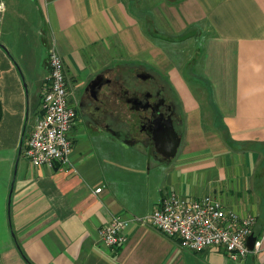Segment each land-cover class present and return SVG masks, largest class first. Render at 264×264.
<instances>
[{"label": "crops", "instance_id": "0c3cea01", "mask_svg": "<svg viewBox=\"0 0 264 264\" xmlns=\"http://www.w3.org/2000/svg\"><path fill=\"white\" fill-rule=\"evenodd\" d=\"M7 5L24 9L15 13L23 34L12 35V20L0 31V264H264V0H0ZM51 46L76 93L98 75L154 73L181 115L176 155L163 161L122 141L123 110L109 94L75 119L65 165L33 166L24 134L39 115ZM170 193L212 195L254 216L253 248L235 260L220 247L196 253L141 223L125 243H101L114 216L149 214Z\"/></svg>", "mask_w": 264, "mask_h": 264}, {"label": "built area", "instance_id": "2783aa9c", "mask_svg": "<svg viewBox=\"0 0 264 264\" xmlns=\"http://www.w3.org/2000/svg\"><path fill=\"white\" fill-rule=\"evenodd\" d=\"M47 66L48 76L40 89L39 115L24 134L23 156L33 166L50 167L69 161L73 149L69 135L76 111L62 58L54 46L48 51ZM131 223L148 225L192 252L223 248L235 260L249 252L247 239L253 234L255 217L239 216L212 195L186 199L170 193L149 214L128 219L114 216L98 230L101 243L109 248L125 243V230Z\"/></svg>", "mask_w": 264, "mask_h": 264}, {"label": "flooded vegetation", "instance_id": "af4514ba", "mask_svg": "<svg viewBox=\"0 0 264 264\" xmlns=\"http://www.w3.org/2000/svg\"><path fill=\"white\" fill-rule=\"evenodd\" d=\"M101 92L87 83L80 92H72L76 118L92 110H100L108 104L109 94L114 95L121 107L122 118L117 120L116 135L128 143L141 144L154 156L158 131L172 121L176 134L180 135L181 115L178 112L172 91L163 85L153 73L138 70L135 74H116L115 78L104 77ZM101 92V93H100Z\"/></svg>", "mask_w": 264, "mask_h": 264}, {"label": "water", "instance_id": "95a60500", "mask_svg": "<svg viewBox=\"0 0 264 264\" xmlns=\"http://www.w3.org/2000/svg\"><path fill=\"white\" fill-rule=\"evenodd\" d=\"M104 83V77L98 75L90 82L89 86L94 87L98 91ZM157 136L159 137L154 139L156 153L161 157V160L170 161L176 155L180 144V137L176 134L171 120H169L164 129L159 128ZM255 240L256 238L253 236L248 237V249L253 248Z\"/></svg>", "mask_w": 264, "mask_h": 264}, {"label": "rangeland", "instance_id": "374dc122", "mask_svg": "<svg viewBox=\"0 0 264 264\" xmlns=\"http://www.w3.org/2000/svg\"><path fill=\"white\" fill-rule=\"evenodd\" d=\"M23 9L24 8H22V9L19 10V6H17V5L11 6V7L9 5H7L6 6V12H5L4 10L2 11V9L0 8V31L3 32L4 29L7 30L8 21L9 20H12L13 21V26L15 28V30H14L15 32H12V35L13 34L14 35H17L18 33L23 34V32H22L23 29L20 28V27L23 26V24H22L23 23L22 22V18H17V15H15V13H17L18 11H19V14H22V10ZM26 10L28 11V8ZM32 12H35V10H33ZM3 18H4V20H3V27L1 28V21H2ZM3 33H5V32H3ZM191 58L193 59V55H192ZM190 73L192 74L191 71H190ZM137 145L138 146L135 147V148H137L138 150L141 151L142 150L141 144L139 143ZM123 148H124V146H119L118 145V150H120L121 152L124 151ZM132 152H133L132 155L135 156V158H137V159H141L142 158L141 154H139V153H137L135 151H132ZM145 170L147 171V163H146V166H145Z\"/></svg>", "mask_w": 264, "mask_h": 264}, {"label": "trees", "instance_id": "16d2710c", "mask_svg": "<svg viewBox=\"0 0 264 264\" xmlns=\"http://www.w3.org/2000/svg\"><path fill=\"white\" fill-rule=\"evenodd\" d=\"M219 120V115L216 113V121ZM219 132L221 133L224 141L226 142V144H228L229 146H232L234 143L231 141L230 136L228 135L227 130L224 128L223 125L217 127Z\"/></svg>", "mask_w": 264, "mask_h": 264}]
</instances>
